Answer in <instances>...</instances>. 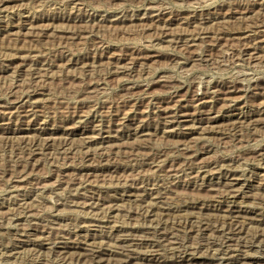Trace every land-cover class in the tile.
<instances>
[{
    "label": "rangeland",
    "instance_id": "rangeland-1",
    "mask_svg": "<svg viewBox=\"0 0 264 264\" xmlns=\"http://www.w3.org/2000/svg\"><path fill=\"white\" fill-rule=\"evenodd\" d=\"M61 241L264 264V0H0V264Z\"/></svg>",
    "mask_w": 264,
    "mask_h": 264
},
{
    "label": "bare ground",
    "instance_id": "bare-ground-1",
    "mask_svg": "<svg viewBox=\"0 0 264 264\" xmlns=\"http://www.w3.org/2000/svg\"><path fill=\"white\" fill-rule=\"evenodd\" d=\"M139 17V16H138ZM189 37V36H188ZM87 42V41H86ZM192 45V44H191ZM74 49V48H73ZM36 71V70H35ZM37 71H39V72H41L40 70H37ZM46 71V70H45ZM44 72V71H43ZM33 76H34V79L36 78V76L38 75V72H35L34 73V71L31 73ZM30 74V75H31ZM40 75H41V73H39ZM20 75V74H19ZM29 75V76H30ZM37 77H39V75L37 76ZM42 77V76H41ZM43 78H44V76H43ZM17 79V78H16ZM37 79V78H36ZM38 80V79H37ZM31 81H33V80H31ZM209 89V88H208ZM240 89V88H239ZM41 92V91H40ZM237 92V91H236ZM22 101V100H21ZM113 101V100H112ZM238 107V106H237ZM106 110V109H105ZM27 112V111H26ZM33 112V111H32ZM103 114V113H102ZM183 114V113H182ZM66 115V114H65ZM28 116V115H27ZM182 118H185V116H181ZM176 118V117H175ZM181 118V120H182V122H185V120H183ZM188 119V118H187ZM187 121V120H186ZM170 123V122H169ZM171 123H173V122H171ZM35 128V127H34ZM199 131V130H198ZM143 132V131H142ZM169 133V132H168ZM112 134V133H111ZM248 141V140H247ZM47 145V144H46ZM35 146V145H34ZM42 147V146H41ZM64 147V146H63ZM44 148V147H43ZM47 148V147H46ZM36 149V148H35ZM30 151V150H29ZM28 151V152H29ZM40 151V150H39ZM31 152V151H30ZM42 152V151H41ZM40 152V153H41ZM154 152V151H153ZM35 153H37V152H35ZM39 153V154H40ZM26 154V153H25ZM30 154H28V156H29ZM32 155V154H31ZM203 168V167H202ZM201 169V168H200ZM203 171H204V169H202ZM202 170H200V171H202ZM207 171V170H206ZM200 173V172H199ZM203 173V172H202ZM85 183V182H84ZM87 185V184H86ZM233 185V184H232ZM82 186V185H81ZM85 186V185H84ZM219 187V186H218ZM235 187H233V186H230V187H228V188H226L224 191H222V193H218V194H220L221 195V197L222 198H224V197H230V196H233L234 195V193L235 192H237L236 191V189H234ZM154 192L155 191H153V192H151L150 193V195H153L154 194ZM236 196V195H235ZM235 198V197H234ZM163 199V198H162ZM254 200V199H253ZM228 201V200H227ZM189 202V201H188ZM195 202V201H194ZM181 203H183V202H181ZM191 203H193V202H191ZM223 204V203H222ZM192 205V204H191ZM40 206V205H39ZM185 206V205H184ZM189 206V205H188ZM180 207V206H179ZM182 207V206H181ZM183 208V207H182ZM233 213L235 212V211H232ZM231 212V213H232ZM230 213V212H229ZM115 214V213H114ZM231 215H233V214H231ZM231 215H229V217L231 216ZM165 216V215H164ZM106 217V216H105ZM234 219H233V222H234V225H235V227H236V219H235V217H233ZM227 219H232V218H227ZM238 222V221H237ZM249 222V221H248ZM202 223V222H201ZM109 225V224H108ZM240 227V226H239ZM42 231V230H41ZM101 232V231H100ZM129 232V231H128ZM133 233V232H132ZM125 235V234H124ZM80 236V235H79ZM122 237V236H121ZM63 238V237H62ZM62 240V239H61ZM171 241V240H170ZM70 242V241H69ZM75 242V241H74ZM91 242V241H90ZM89 242V243H90ZM60 243V245H62V246H60L59 248L60 249H62V250H67L68 248L70 249V248H74V249H81V250H84L85 252V255H86V258L87 259H89V261L91 262H94V264L95 263H97V264H102V262L104 261L103 260V258L101 257V254H106V253H104V252H111V253H113V251L110 249V248H108V247H105L104 245H100V246H95L96 244H85V246H81L80 244H77L76 242V244H73V246L71 247V246H69L68 244L69 243H65V242H59ZM78 243H80V242H78ZM93 243V242H92ZM97 243V242H96ZM98 244V243H97ZM43 245H48L46 242L45 243H43ZM117 245V244H116ZM169 245H174L173 244V242H169ZM169 245H167V247L169 246ZM151 247H152V249L147 253V254H144L145 256H156V255H158L157 254V248L159 249L160 247H163V245L162 244H155V243H152L151 245H150ZM89 247H90V249H89ZM73 249V250H74ZM173 251H175V249H172ZM69 251V250H68ZM121 251H127L128 252V250H125V248L123 249V250H121ZM108 253V254H109ZM122 253V252H121ZM187 252H184V253H182V254H180V259H183L182 257L186 254ZM68 254V253H67ZM67 254H65V255H67ZM124 255V254H123ZM130 254H128V255H124V257H120L119 259H118V261H117V263L116 264H128L129 262H130V260H131V258H130V256H129ZM179 259V258H178ZM61 260V259H60ZM70 261H72V260H70ZM77 261V260H76ZM84 261V260H83ZM161 264V263H160Z\"/></svg>",
    "mask_w": 264,
    "mask_h": 264
}]
</instances>
